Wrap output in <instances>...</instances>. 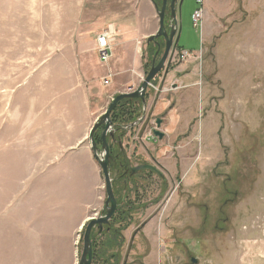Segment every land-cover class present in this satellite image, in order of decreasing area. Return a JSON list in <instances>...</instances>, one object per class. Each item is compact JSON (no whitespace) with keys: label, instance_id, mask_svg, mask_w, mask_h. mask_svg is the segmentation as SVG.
<instances>
[{"label":"rangeland","instance_id":"1","mask_svg":"<svg viewBox=\"0 0 264 264\" xmlns=\"http://www.w3.org/2000/svg\"><path fill=\"white\" fill-rule=\"evenodd\" d=\"M199 1L182 0L175 22L167 4L179 48L115 137L118 205L111 232L92 229L91 264H264V0ZM66 2L60 11L51 0H0V264H79L86 226L106 216L90 129L116 96L139 89L155 54L139 40L110 72L119 38L104 64L97 36L135 2ZM199 8L209 15L195 27ZM145 164L163 177L124 176Z\"/></svg>","mask_w":264,"mask_h":264},{"label":"water","instance_id":"2","mask_svg":"<svg viewBox=\"0 0 264 264\" xmlns=\"http://www.w3.org/2000/svg\"><path fill=\"white\" fill-rule=\"evenodd\" d=\"M154 3L156 10H157V16H158V30L156 34L152 35L148 38L149 43H154L157 47V50L154 54L153 61L150 67V70L145 78V80L142 82L139 89L129 92V93H122L116 96L112 102L109 104L106 111L98 117L92 128L90 129L89 135H88V142L91 146L92 152L95 155V158L97 159V164L101 168L104 182L106 186V194H107V201L105 202L106 207V216L101 217L99 219H92L89 224L86 226L84 237H83V251L82 256L79 264H91L92 262V245H91V232L92 229L97 226L99 229V232H101L103 226H109V220L113 216V213L116 209V202L114 199V195L112 193L111 184H110V178H109V162H110V150H109V142L107 140V137L110 138V140L115 143V128L112 125L111 121V113L115 109L118 103H120L123 100H140L142 105H145V94L149 87V84L151 81L155 79V77L158 75V73L164 68V65L166 64L169 55L171 54L173 46L177 48V42L179 40V33L175 27V25L170 27V30L167 32L165 30L164 26V17H165V11L167 9V4L169 3V10L171 13V18L175 22V9L178 5L181 6L182 0H180V3H178V0H161L162 5L160 9L155 4L154 0H150ZM163 38L165 46L164 51L162 53L161 58H159L158 62L156 63V57L158 56V53L160 51V45L156 42V39ZM156 42V43H155ZM178 49V48H177ZM161 125V120L156 121V128L153 130V136L161 140L163 138V133L159 131ZM102 129L101 133V145L97 146L94 142V134L99 130ZM124 130L126 129L123 128ZM120 145V143H118ZM121 146V145H120ZM100 152L103 153L102 159H100L97 154ZM132 174H135L137 172L141 171H150L155 174H157L160 177H163L162 174L157 170V168L150 166V165H141L133 168ZM110 204V207H109ZM192 264H197V261L195 259H191Z\"/></svg>","mask_w":264,"mask_h":264},{"label":"crops","instance_id":"3","mask_svg":"<svg viewBox=\"0 0 264 264\" xmlns=\"http://www.w3.org/2000/svg\"><path fill=\"white\" fill-rule=\"evenodd\" d=\"M84 1H90V0H84ZM91 1H112V2H122L125 3L127 0H91ZM135 4L132 6V4L128 7H126V10H129L127 12H123L121 15L118 13L117 15H113L111 19L109 18V24L112 25V29L114 30L115 36L119 38L120 46L116 47L115 55H114V61H111V63L108 65V70L110 72H115L119 70L118 67L119 61L121 62L123 57H127L128 54L132 50L133 43L146 39L154 34H156L158 30V23L156 20H158L156 14L157 10L153 2L150 0H133ZM196 3H198L199 0H195ZM51 2H54V5L57 7L59 6V10L63 11V8L67 9V2L66 0H51ZM178 3L180 1L178 0ZM53 4V3H52ZM34 5V4H32ZM18 6V3H17ZM50 6V4H49ZM134 8V14H131L130 9ZM181 7V6H180ZM180 7L178 10V13L180 11ZM52 9V6L50 7ZM33 10L31 5L27 7H17V10ZM46 10V7H45ZM49 10V8L47 9ZM203 10V9H202ZM193 14V13H192ZM209 15V12L207 10L203 11V16ZM192 16V15H191ZM62 18V14L60 15ZM205 17V18H206ZM178 24V20H177ZM179 26V25H178ZM204 33L206 35L207 30L205 28ZM179 42V40H178ZM177 42V48L178 47ZM129 47V48H127ZM120 48V49H119ZM123 52V55H121V52Z\"/></svg>","mask_w":264,"mask_h":264},{"label":"trees","instance_id":"4","mask_svg":"<svg viewBox=\"0 0 264 264\" xmlns=\"http://www.w3.org/2000/svg\"><path fill=\"white\" fill-rule=\"evenodd\" d=\"M154 48V52H156L157 47L155 44H152ZM151 46V45H150ZM141 102L140 100H123L117 104L113 112L111 113V121L112 125L115 128V135H119L120 131H123L125 127L131 125V121L135 120L138 117V107L137 104ZM139 106V105H138ZM117 133V134H116ZM101 137V136H100ZM97 135L94 137V142L97 146L101 144V138ZM111 150V149H110ZM111 155V151H110ZM119 232L113 231L112 238H120Z\"/></svg>","mask_w":264,"mask_h":264},{"label":"built area","instance_id":"5","mask_svg":"<svg viewBox=\"0 0 264 264\" xmlns=\"http://www.w3.org/2000/svg\"><path fill=\"white\" fill-rule=\"evenodd\" d=\"M201 3V1H198ZM203 12L201 8L195 10L191 16L193 21V25L195 27L198 26L200 21L202 20ZM115 33L111 30V27L106 31H103L96 39V51L98 59L101 63L107 64L111 59L112 55V42L115 39ZM186 53V52H185ZM108 79L103 80V85H108ZM150 86V85H149Z\"/></svg>","mask_w":264,"mask_h":264},{"label":"flooded vegetation","instance_id":"6","mask_svg":"<svg viewBox=\"0 0 264 264\" xmlns=\"http://www.w3.org/2000/svg\"><path fill=\"white\" fill-rule=\"evenodd\" d=\"M133 101V100H132ZM129 102V101H128ZM138 106V105H137ZM127 128H128V126L126 127V129L125 130H123V131H120L119 132V135H118V137H119V140L121 139V136L122 135H125L126 134V131H127ZM101 131L100 132H102V129H100ZM117 134V133H116ZM101 136V135H100ZM99 136V137H100ZM117 135H115V137H116ZM97 137H98V135H97ZM118 137H116V138H118ZM108 138V137H107ZM117 140V139H116ZM118 141V140H117ZM117 141H115L116 143H113L110 139H109V143L112 145V146H116L117 145V147H118V150H119V152H117L116 154H112V155H110V161H111V163H113V161L115 162V164H117V165H119L120 167H122L123 166V164H122V161L124 160L123 159V154H122V151H121V146L119 145V144H117ZM119 143V142H118ZM101 145V144H100ZM99 145V146H100ZM112 146H111V148H112ZM110 147H109V150L111 149ZM146 165V164H145ZM141 166V165H140ZM135 168V167H134ZM133 168L132 167H129V166H126L125 165V168H124V176H126V175H129L130 177H133V175H135V174H137V173H140V172H137V173H135V174H132V170ZM141 172H143V171H141ZM148 173H151V174H153V172H150V171H147ZM161 179V178H160ZM123 180H125V179H119V181H123ZM162 180V182H163V184L165 185V180L164 179H161ZM130 181V180H129ZM126 183H127V181H125V184H124V186L126 185ZM116 203H117V201H116ZM117 205H118V203H117ZM115 213H116V211H115ZM104 228H105V231H104ZM110 226H103V228H102V230H101V232H98L99 233V236H102V235H106V234H108L109 232H111L110 231ZM104 233V234H103Z\"/></svg>","mask_w":264,"mask_h":264},{"label":"bare ground","instance_id":"7","mask_svg":"<svg viewBox=\"0 0 264 264\" xmlns=\"http://www.w3.org/2000/svg\"><path fill=\"white\" fill-rule=\"evenodd\" d=\"M111 30L114 32V30L112 29V27H111ZM150 85V84H149Z\"/></svg>","mask_w":264,"mask_h":264}]
</instances>
